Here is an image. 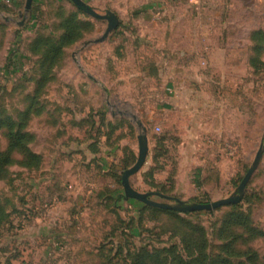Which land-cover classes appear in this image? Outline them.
I'll list each match as a JSON object with an SVG mask.
<instances>
[{
	"label": "rangeland",
	"instance_id": "rangeland-1",
	"mask_svg": "<svg viewBox=\"0 0 264 264\" xmlns=\"http://www.w3.org/2000/svg\"><path fill=\"white\" fill-rule=\"evenodd\" d=\"M84 1L115 13L120 25L82 51L107 21L80 14L92 31L66 49L41 87L27 125L41 162L24 167L15 151L0 176V264H132L137 251L174 243L166 252L172 264L209 261L223 247L228 206L181 221L143 212L145 203L125 196L121 179L139 153L133 116L149 138L134 188L190 203L233 195L264 142V48L256 35L264 32V0ZM24 6L0 13V112L14 118L30 107L25 97L40 79L28 44L40 32H61V13L77 10L70 0H43L35 17H20ZM7 144L3 129L0 150ZM125 158L134 163L124 169ZM246 194L240 203L264 231V154ZM243 231L246 245L236 249L251 246L264 264V237L249 242Z\"/></svg>",
	"mask_w": 264,
	"mask_h": 264
},
{
	"label": "trees",
	"instance_id": "trees-1",
	"mask_svg": "<svg viewBox=\"0 0 264 264\" xmlns=\"http://www.w3.org/2000/svg\"><path fill=\"white\" fill-rule=\"evenodd\" d=\"M10 1L12 2L11 4L16 7H22L24 3H18L14 0ZM70 1L73 3L72 0ZM42 2L43 0H33L32 15L34 17V11L36 8L35 5H37V3L41 4ZM75 7L77 10L69 13L67 16H64L65 13H61V22L58 26V29H60L61 32L58 34H54V32H52L49 35L40 32L28 44L30 53L37 57L35 65L40 73V79L38 81L37 90L33 91L31 95H27L25 97V100L31 101V104L29 105L30 107L28 109L18 112L17 118L12 117L11 115H5L3 112H0V132L5 129L8 138L6 150H0V176L3 174V172L5 173L6 167L15 161L13 160V153L15 151H19V153L22 155L23 160L21 164L24 167H35L41 162V155L34 152L31 148V144L34 142L35 136L27 130L28 119L32 115L30 110L35 108L38 111L37 104L39 103L38 96L40 95L41 87H44L49 81L53 79V69L63 61L66 54V49L73 47L79 41L84 39L93 28L92 21L85 20L80 17V14H84L86 12L76 5ZM0 10L13 12V9H11L7 4H1ZM256 35H261V37H263L262 40L258 39L259 45L257 43L258 51H261L264 48V32H256ZM13 50L15 53L20 52L17 50V48H14ZM13 64V62L8 63L7 67L9 68L10 66H13ZM133 161L134 159L131 160L129 158H125V164L123 168L125 169L126 167H129L132 163H134ZM195 182H197L198 185L201 184L198 179ZM245 195L242 199V202L248 201L249 199V195L247 196L246 192ZM241 203L239 202L236 204L225 205L230 208V211L227 213L226 218L223 221V225L220 228V236L224 241L221 252L215 258H209V261H200V258L196 256L191 261L183 259L180 264H262L258 261L259 253L256 249H253L250 246L247 247V249L240 248V250H238L235 247L237 242H241L240 245H246V241L244 240L246 234H244L243 230H246L250 234V239L248 240L249 242L255 240L251 238L264 237V231H262L258 226L252 224L248 212L243 209V205ZM141 209L143 212L145 210H149L151 213H154L157 216L167 214L181 221L184 220L186 214L213 212V210H205L181 213L178 211L158 208L147 204ZM237 227H240L243 230H238V233L234 230ZM190 244H188V246ZM175 245L177 244L174 243V245H172L174 247L171 248H158L155 252H152L147 248H143L142 250L137 251L135 256L132 257V264H172L166 252L168 250L176 249L177 247ZM121 246L123 245H118V253L122 251ZM176 264H178L177 261Z\"/></svg>",
	"mask_w": 264,
	"mask_h": 264
},
{
	"label": "water",
	"instance_id": "water-1",
	"mask_svg": "<svg viewBox=\"0 0 264 264\" xmlns=\"http://www.w3.org/2000/svg\"><path fill=\"white\" fill-rule=\"evenodd\" d=\"M72 1L77 7H79L80 9H82L92 17L107 21V27L104 31L103 36L98 39H89L85 41L83 43V46L81 47V50H84L91 44L107 39L110 33L115 28L118 27L120 21L115 13L110 12L109 14H101L97 12L94 8H92L90 5H88V3H86L84 0H72ZM32 2L33 0H26V4L24 8L25 14H29L31 12ZM21 24H23V21H21ZM133 121L136 123L139 129V134H138L139 153L135 164L129 167L128 169H126L122 177V185L124 188L125 196L127 198L139 200L150 206L174 210L181 213L205 211V210L210 211V210H215L221 206L236 204L242 201L246 192V187L261 163L264 154V142L261 144L250 168L243 176L241 182L239 183L233 195L227 198L219 199L208 203H199V202L190 203L180 199L173 198L171 196L164 195L159 192H153V191L141 192L133 187L130 179L134 174H137L142 169V167L145 165L147 161V157L149 154V138H148L147 128L143 124V122L140 119H138L135 115L133 116ZM155 196L161 197L163 199L165 198L166 200L163 201L156 200L153 198Z\"/></svg>",
	"mask_w": 264,
	"mask_h": 264
},
{
	"label": "crops",
	"instance_id": "crops-1",
	"mask_svg": "<svg viewBox=\"0 0 264 264\" xmlns=\"http://www.w3.org/2000/svg\"><path fill=\"white\" fill-rule=\"evenodd\" d=\"M14 1H17L18 3H21V2H24L23 3V5H25L26 4V0H14ZM12 2L10 1V2H6L5 0H0V5L1 4H7L8 6L11 4ZM22 5V4H21ZM23 5H22V7H23ZM11 6L13 7H10L11 9H13V13H15L17 10H19L21 7H16V6H13L12 4H11ZM24 8H25V6H24ZM31 10H32V7H31ZM1 12H3V11H1L0 10V13ZM32 12V11H31ZM87 15H89L88 13H86ZM18 15L20 16V17H23L24 15H26L25 14V12H24V9H23V11H18ZM90 17H92L91 15H89ZM118 16V15H117ZM94 18V17H93ZM119 18V17H118ZM95 19H97V18H95ZM98 20H101V19H98ZM102 21H106V20H102ZM119 21H120V19H119ZM19 25H21V27H23V25H24V23L23 24H21V22L19 23ZM119 25H120V22H119ZM119 25H118V27H119ZM117 27V28H118ZM117 28H115L114 30H116ZM113 30V31H114ZM112 31V32H113ZM106 40V39H105ZM105 40H103V41H105ZM87 41V40H86ZM103 41H100V42H103ZM100 42H97V43H100ZM84 43V42H83ZM82 43V44H83ZM97 43H94V44H97ZM91 45H93V44H91ZM91 45H89V46H91ZM83 46V45H82ZM88 46V47H89ZM87 47V48H88ZM86 49V48H85ZM83 51V50H82ZM136 116V115H135ZM137 117V116H136ZM138 128V127H137ZM160 193V192H159Z\"/></svg>",
	"mask_w": 264,
	"mask_h": 264
},
{
	"label": "built area",
	"instance_id": "built-area-1",
	"mask_svg": "<svg viewBox=\"0 0 264 264\" xmlns=\"http://www.w3.org/2000/svg\"><path fill=\"white\" fill-rule=\"evenodd\" d=\"M6 2H10V0H5Z\"/></svg>",
	"mask_w": 264,
	"mask_h": 264
}]
</instances>
